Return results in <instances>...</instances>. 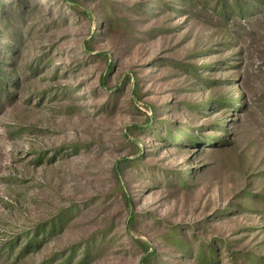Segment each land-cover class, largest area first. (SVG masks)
Masks as SVG:
<instances>
[{
    "label": "rangeland",
    "instance_id": "rangeland-1",
    "mask_svg": "<svg viewBox=\"0 0 264 264\" xmlns=\"http://www.w3.org/2000/svg\"><path fill=\"white\" fill-rule=\"evenodd\" d=\"M239 1L0 0V264H264V0Z\"/></svg>",
    "mask_w": 264,
    "mask_h": 264
},
{
    "label": "trees",
    "instance_id": "trees-1",
    "mask_svg": "<svg viewBox=\"0 0 264 264\" xmlns=\"http://www.w3.org/2000/svg\"><path fill=\"white\" fill-rule=\"evenodd\" d=\"M72 1V0H71ZM234 6H230L228 5V3H224L222 4V11L224 13H228V12H234L235 8H238V9H244V7H240V1L239 0H234ZM245 1V0H244ZM33 240H31L32 242Z\"/></svg>",
    "mask_w": 264,
    "mask_h": 264
}]
</instances>
